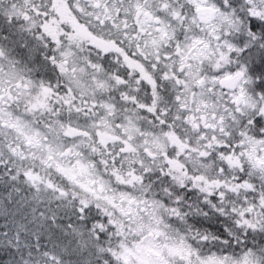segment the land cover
<instances>
[{"label":"snow or ice","instance_id":"1","mask_svg":"<svg viewBox=\"0 0 264 264\" xmlns=\"http://www.w3.org/2000/svg\"><path fill=\"white\" fill-rule=\"evenodd\" d=\"M0 264H264V0H0Z\"/></svg>","mask_w":264,"mask_h":264}]
</instances>
